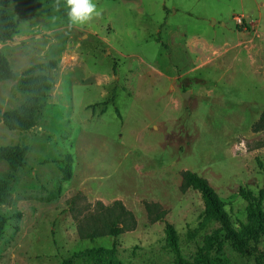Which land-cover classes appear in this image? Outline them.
<instances>
[{"label":"rangeland","instance_id":"1","mask_svg":"<svg viewBox=\"0 0 264 264\" xmlns=\"http://www.w3.org/2000/svg\"><path fill=\"white\" fill-rule=\"evenodd\" d=\"M54 2L10 0L5 7L17 32L0 42V54L17 76L54 65L32 70L51 84L38 123L19 130L0 121V146L29 149L16 171L0 160V177L11 186L9 202H0L7 217L0 264H62L75 251L113 245L128 264H176L166 221L188 262L264 264V236L261 257L239 254L207 218L200 193L181 189L184 170L206 178L235 228L246 223L239 187L264 191V126L253 128L264 112V0H94L103 15L72 29L65 0L60 11ZM234 14L250 24L238 31ZM168 28L179 30L176 41L196 33L225 54L199 66L183 44H167ZM151 66L174 75L173 101L168 81L149 80ZM91 73L113 76L104 98ZM27 98L17 78L0 79L1 111ZM94 101L92 108L106 111L86 120ZM115 199L132 211L135 227L80 237L78 227L99 215L95 201ZM145 202L158 203L163 219L151 221ZM208 236L213 246L201 262L196 255Z\"/></svg>","mask_w":264,"mask_h":264},{"label":"trees","instance_id":"2","mask_svg":"<svg viewBox=\"0 0 264 264\" xmlns=\"http://www.w3.org/2000/svg\"><path fill=\"white\" fill-rule=\"evenodd\" d=\"M10 0H0V42L11 40L17 32L14 17L5 8ZM240 29V26H238ZM53 61L33 65L20 76L12 70L7 58L0 54V79H18L19 88L24 91L28 98L15 109L0 110V121L9 129L27 130L36 125L39 121L41 110L46 104L50 81L43 74L33 75L32 70L37 67L51 68ZM264 126V112L254 125V129ZM28 146H0V160L8 163L11 170L16 171L26 166V155ZM189 188L200 193L207 209V218L215 219L220 223V230L223 237L229 241L231 246L239 254L258 258L261 257L259 243L264 236V191L257 193L239 187L240 197L245 201L246 223L240 228H235L231 218L224 208V203L219 199L214 189L206 178L191 170L182 172L181 189ZM11 186L8 181L0 177V202L8 203L10 200ZM94 217L86 226L78 227L80 237L93 240L104 235L117 236L120 233L131 230L136 225V219L121 200L115 199L112 203L105 205L100 200L95 201ZM144 207L151 221L161 220L165 215V210L158 203L145 202ZM99 210V211H98ZM7 217L0 214V238L3 234ZM165 240L170 251L174 255L176 264H193L188 262L183 256L178 244V234L174 226L165 222ZM216 235L213 237L214 239ZM213 246L212 237L208 236L205 243L197 252V260L206 262L207 254ZM62 264H128L122 261L117 253L115 245L112 247H90L75 251L62 260Z\"/></svg>","mask_w":264,"mask_h":264},{"label":"crops","instance_id":"3","mask_svg":"<svg viewBox=\"0 0 264 264\" xmlns=\"http://www.w3.org/2000/svg\"><path fill=\"white\" fill-rule=\"evenodd\" d=\"M165 19V18H164ZM167 21V19H165ZM224 24V21H222ZM162 23V22H161ZM160 23V25H161ZM168 22H166V25H167ZM169 24V23H168ZM238 31H240V29L237 28ZM160 30L157 31V33H159ZM241 33V32H240ZM241 35L239 34V37ZM179 37V30L177 28H168L166 29V38H167V44L170 45V46H173V45H176V44H183L185 47H187V49L191 52V53H194L196 58L199 59V63L198 65H202V64H205L207 62H212L214 61L217 57H221L222 55L225 54V51H218L216 49V47L211 43V42H208V40L205 38V37H202L201 35H198V34H192V35H187L185 34L184 32L181 33V37L185 38L184 40H179V41H176V38ZM238 37V36H237ZM240 40V39H239ZM238 40V41H239ZM227 41H224L222 43L225 44ZM235 47V45H234ZM227 50V49H226ZM209 53V54H208ZM233 58L235 59L236 58V54L234 53L233 54ZM221 64H219V67H220ZM171 67V65H165L164 68L165 69H169ZM151 69H152V73H153V78L149 79L152 81V83H156L157 81H161V79H164L165 81H168V91L169 93L171 94L168 98L171 99L173 101V98H172V91H173V77L174 75H171L170 73H168L167 71H164L162 70L161 68L159 67H156V66H151ZM97 78L96 79V85L97 87H101L100 88V95L101 97L104 98L105 94H106V90L105 88H103L106 84L110 83L111 81V76H108V75H99V74H94V73H91L89 75V78ZM93 80V79H92ZM139 84V83H138ZM148 91L150 92V89H148ZM95 104V101L92 102V103H87L86 107L87 108H91V113H90V116L86 118V120L88 119H93V117L97 114H102L106 111V109H100L99 111L96 110L95 108H92V105ZM96 107V106H95ZM154 128H155V125H154ZM93 135H95L94 133H91ZM96 138V137H95ZM93 137L92 136H87L86 135V142L88 143V147L91 148L93 145H90L91 141H92ZM112 139V138H111ZM113 141V139H112ZM107 142V141H105ZM104 144V143H102Z\"/></svg>","mask_w":264,"mask_h":264},{"label":"clouds","instance_id":"4","mask_svg":"<svg viewBox=\"0 0 264 264\" xmlns=\"http://www.w3.org/2000/svg\"><path fill=\"white\" fill-rule=\"evenodd\" d=\"M65 7L69 29L89 24L103 15V9L94 0H65ZM53 8L60 11V0H55Z\"/></svg>","mask_w":264,"mask_h":264},{"label":"built area","instance_id":"5","mask_svg":"<svg viewBox=\"0 0 264 264\" xmlns=\"http://www.w3.org/2000/svg\"><path fill=\"white\" fill-rule=\"evenodd\" d=\"M232 18H233L234 22L236 23V25H238V26H242V25H244V26L247 25L248 26L250 24L248 22V20H246V18L243 15H241V14H234L232 16ZM251 22H254V20H251Z\"/></svg>","mask_w":264,"mask_h":264},{"label":"water","instance_id":"6","mask_svg":"<svg viewBox=\"0 0 264 264\" xmlns=\"http://www.w3.org/2000/svg\"><path fill=\"white\" fill-rule=\"evenodd\" d=\"M183 96H184L185 98H187V97H188V93L186 92V94H184Z\"/></svg>","mask_w":264,"mask_h":264}]
</instances>
